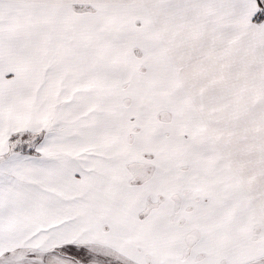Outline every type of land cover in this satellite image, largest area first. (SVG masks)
Here are the masks:
<instances>
[{
    "label": "snow or ice",
    "instance_id": "obj_1",
    "mask_svg": "<svg viewBox=\"0 0 264 264\" xmlns=\"http://www.w3.org/2000/svg\"><path fill=\"white\" fill-rule=\"evenodd\" d=\"M0 264H264V0H0Z\"/></svg>",
    "mask_w": 264,
    "mask_h": 264
}]
</instances>
